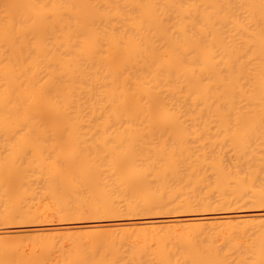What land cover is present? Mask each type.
<instances>
[{
	"label": "bare ground",
	"instance_id": "6f19581e",
	"mask_svg": "<svg viewBox=\"0 0 264 264\" xmlns=\"http://www.w3.org/2000/svg\"><path fill=\"white\" fill-rule=\"evenodd\" d=\"M259 116L264 0H0L3 225L264 209L263 137L186 134ZM82 133L112 144L90 153ZM121 231L61 244L3 234L0 264H264L263 220Z\"/></svg>",
	"mask_w": 264,
	"mask_h": 264
},
{
	"label": "rangeland",
	"instance_id": "374dc122",
	"mask_svg": "<svg viewBox=\"0 0 264 264\" xmlns=\"http://www.w3.org/2000/svg\"><path fill=\"white\" fill-rule=\"evenodd\" d=\"M219 118L222 119L223 117H219ZM255 118H256V121L259 120L260 122H264V116H262V117L259 116L258 118L257 117H252V120H255ZM215 119H217V121H218V118H215ZM215 119L213 118V120H215ZM242 119H243V121L244 120L245 121L246 120L247 121L248 120L252 121L251 117L250 118L249 117H241L240 119L237 118V117H235V118L234 117H228V118L224 117L222 120H224V121L233 120V122H234V120H238V121L240 120L241 121ZM230 122H232V121H230ZM234 125L235 124L229 125L231 127L227 126L226 128L229 129L228 131H226L227 129L225 130L224 128L215 129V127H214V129H213L212 128L213 126H212L210 128L211 130L207 129L208 132L206 130L205 131L203 130L205 133L202 132V131L201 132L200 131H194L193 133L192 132L191 133L188 132L186 134H187V136H189V135L191 136V138L189 139L191 142L196 137L200 138V139H203V138L205 139L206 136L208 138L210 137V139H211V137H213V140H215V141H217L216 137H221V139L218 138V140L222 141L224 139V142L227 145V141H228L227 139H231L230 141L235 139L236 138L235 135H237L236 132H238V133L242 132L243 133L245 130L246 131L247 130L250 131V129H251V132L253 131V133H254V131H255L254 134L251 133L253 136L257 135V137L259 136V138L261 136V140H262V137L264 139V136H263V134H264V123H259L257 125L253 124L252 126L251 125H245V124L243 126V125L240 124V127L236 126L237 125L236 124L235 125L236 128H235ZM247 126L250 129H247L248 128ZM237 127H239V128H237ZM243 127H244L245 130L243 129ZM233 128H235V129H233ZM219 130H221V131L225 130V132L224 131L223 132H219ZM232 131L234 132V134L231 133ZM167 133L168 132H166L165 134L162 133L160 136L166 137L168 135V137L171 139L170 136H172V134L171 133L167 134ZM224 133H227L226 134L227 137H225L226 135L224 136ZM1 134H0V136L3 135V137H4V134H2V135ZM65 134L67 135V133H58L56 135L57 136L58 135L59 136H66ZM86 134L89 135V137L86 136ZM108 134H110V133H105V134L104 133H95V134L94 133H91V134L90 133H82L81 135L82 136L85 135V137H86L85 139L89 140L91 138V140L88 141V140L84 139V140H80V141L75 142V143L81 144L83 146V144H84L83 141H86L84 146L81 147V148H85L86 144L88 145V143L91 141L90 142L91 144L89 143V145H90V147L93 146L92 150L90 148H88V150L90 149L89 151L87 150V148L85 150L88 151V152L93 151V148L96 145L94 149H99V151H101L100 146H101V148H103L105 143H106V146H109L112 143L110 141H100L101 143L103 142V144H101V143H99L98 140H94V139H93L94 141L92 142V136L94 135V137H96L98 135L97 137H99V136L101 137L102 135L106 136ZM157 134H159V133H157ZM216 134L218 136H216ZM251 134H250L249 137H251ZM35 135L36 136H38V135L41 136L40 134H38V135L35 134ZM45 135L46 136H51V135L54 136L55 134L48 133V135L47 134H45ZM74 135L76 136V134H74ZM115 135L119 136L121 134L120 133L119 134H113V136H115ZM154 135L156 136V134H154ZM232 135H234V136H232ZM6 136H10V135H6ZM11 136H15V135H11ZM78 136H80L79 133H78ZM157 136H159V135H157ZM202 136H205V137H202ZM238 136L241 137L240 134H238ZM222 137H224V138H222ZM254 138L251 137L250 139H254ZM255 139L258 140L257 138H255ZM206 140H207V138H206ZM81 141L83 142V144H82ZM49 142H51V141H49ZM27 143H28V145H30V147H32V143L33 142L31 144L29 142H27ZM34 143H33L34 144L33 146L36 145V142H34ZM45 143L42 142V144H44V147H45L46 144H47L46 145L47 147L48 146L50 147V145L53 144V142H52V144H49V145H48V143H46V144ZM70 143L73 144V142H70ZM107 143L109 145H107ZM156 143H158V142H156ZM230 143L231 142H229V144ZM37 144H38V142H37ZM64 144H66V143H64ZM28 145L26 144V145H23V146H28ZM38 145H41V143H39ZM75 146H77V145L75 144ZM80 146H77V147L80 149ZM42 147H43V145H42ZM44 147H43V149H44ZM96 147H98V148H96ZM80 150H81V152H82V150L85 151L84 149H80ZM27 151L30 152L31 150H27ZM27 151H25V154H26ZM43 151L46 152L45 149ZM102 151H104V150L102 149ZM229 151H231V153H232L233 149L232 150L230 149ZM21 153H22V151H21ZM23 154H24V152H23ZM233 154L235 155V159H236L237 158V152L235 153V150L233 151L231 157H230V154L228 153V156L230 158L228 156H226L227 159L235 160V159H233L234 158ZM226 155H227V152H226ZM105 167L106 166H104L103 164H102V166L100 165L99 170H98V172H99L100 168H101L100 175L101 174H107V172L105 171L106 170ZM34 170H38V169L35 168ZM103 171H105L106 173L105 172L103 173ZM35 173L37 174V171H35ZM44 173H46V172H43V174ZM37 175H39V174H37ZM45 175H44L45 178H47L48 177L47 174H45ZM41 176H42L41 180H43V175H41ZM69 176H71V174H69ZM243 208L244 207H242V208H232V209L230 208V209H227V210L226 209H223V210L222 209H216V210H206V211H200V212L199 211H191V212H182V211H180L181 213L180 212H178V213L176 212V213H173V214L171 212L164 213V214L163 213H159V214L156 213V214H150V215L146 214V215H142V216L134 215L133 217H131L133 214H131L130 216H128L129 214H127V215L125 214L127 216L126 217V216L122 215V213H121L122 216L119 214L118 216H112V217L108 216L109 218L105 217L103 219H101V218L94 219L93 218V220H91L89 218L88 219L87 218H83V219L82 218H80V219H76V218H73V219L70 218L69 219L68 218L66 220L65 219H61L60 220V219L57 218L58 216L57 217L56 216H54V217L52 216L53 218L49 217V219L47 218L46 221L43 220V222L40 220V221H37V222H27V223H18V222H16V223H12V224L11 223L10 224L7 223V224H4V225L2 223H0V236L3 235V234L8 235V239H9L10 243H14V242L15 243H21V242L29 243V242H32V241H35V240L39 239V240H45V241H51L52 240L53 243L55 242V244H57V242L58 243L59 242L63 243L62 241H65V240L69 239L70 237H73L77 233H80V232H84V233L87 232L88 233V231L90 232V230L93 227H97L103 232H106V231L110 232L111 231V233H114V232H117V231L120 232L121 229H142L143 227H154L155 229H158V230L162 229L163 230V229H167V228L171 227L172 225H185V224L186 225H188V224L190 225V224H198V223H202V222H205L207 225L209 223H213L214 225H218L220 223L225 224L226 222L239 223L241 221H250V220H263L264 221V214L259 215V216H251L249 214V213H251V212H253V211L257 210V209L262 210L264 212V209H260V208L256 209V208H252V207H245L244 209ZM253 209H255V210H253ZM224 215H226V216H224ZM227 215H229V216H227ZM172 218H174L176 220H172ZM47 220H49V221H47ZM119 232H117V234H119ZM61 243H59V244H61Z\"/></svg>",
	"mask_w": 264,
	"mask_h": 264
}]
</instances>
